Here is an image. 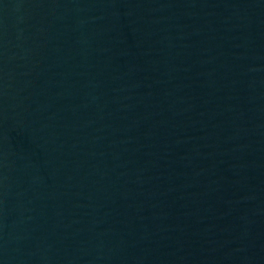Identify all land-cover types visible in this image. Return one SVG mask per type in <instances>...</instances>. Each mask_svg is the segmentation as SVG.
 Here are the masks:
<instances>
[{"label":"water","instance_id":"95a60500","mask_svg":"<svg viewBox=\"0 0 264 264\" xmlns=\"http://www.w3.org/2000/svg\"><path fill=\"white\" fill-rule=\"evenodd\" d=\"M0 264H264V0H0Z\"/></svg>","mask_w":264,"mask_h":264}]
</instances>
